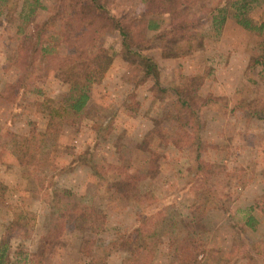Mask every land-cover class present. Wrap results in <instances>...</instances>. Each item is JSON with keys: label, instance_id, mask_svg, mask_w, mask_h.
<instances>
[{"label": "rangeland", "instance_id": "374dc122", "mask_svg": "<svg viewBox=\"0 0 264 264\" xmlns=\"http://www.w3.org/2000/svg\"><path fill=\"white\" fill-rule=\"evenodd\" d=\"M23 1L14 3L21 6ZM193 1L184 16L199 19L205 42L179 57H164L155 47L141 55L127 54L116 30H107L97 45L112 57V64L92 85L90 99L74 123L58 131L53 165L46 170L56 168L52 184L103 215V226L95 235L97 264H122L131 253L123 235L139 225L133 192L126 182L116 186L113 182L116 168L125 175L148 173L152 167L153 184L148 188L155 201L144 206H161L179 219L191 214L200 185L211 193V208L195 218L197 241L191 247L195 260L180 256L165 238L151 264H254L253 258L260 262L264 252V121L252 117L246 107L264 108V86L255 63L262 54L264 30L260 35L246 31L232 18L219 31L213 30L208 9L229 6L228 1ZM4 2L11 5L13 0ZM41 2L44 8L36 10L25 30L33 33L43 27L44 36L55 38L54 30L44 24L54 0ZM145 2L110 0V8L126 23L142 15ZM14 17L5 22L0 13V94L5 83L20 75L9 61L17 43ZM263 17L264 6L253 12L254 20ZM169 23L165 19L161 27ZM149 61L155 64L154 72L144 77ZM36 66L32 83L12 101L0 95V181L6 186L0 196V240L8 236L13 251L22 245L38 264H88L76 235L56 234L48 226L47 176L35 175L38 188L33 192L12 152L14 136L45 130L47 113L37 109L38 102L49 98L54 108L67 90L52 65L37 60ZM185 81L188 87L182 95L201 96L203 102L195 110L196 125H184L191 134L189 141L178 147L169 136L180 123L162 118L175 98L174 88ZM90 161L94 168L88 166ZM201 162L204 166L197 171ZM247 215L254 217V228L244 223ZM18 216L22 219L7 233ZM258 242L260 248L249 247Z\"/></svg>", "mask_w": 264, "mask_h": 264}, {"label": "trees", "instance_id": "16d2710c", "mask_svg": "<svg viewBox=\"0 0 264 264\" xmlns=\"http://www.w3.org/2000/svg\"><path fill=\"white\" fill-rule=\"evenodd\" d=\"M14 1L11 5H6L4 0H0L2 5L0 13L4 16L5 22H13L14 15L16 16L17 43L9 61L11 65L19 68L20 75L15 82L4 84L1 97L12 101L22 89L32 83L37 71V60L52 65L57 77L67 84V90L54 108L49 98L38 102L37 109L47 113L45 130L14 136L12 152L22 168V177L30 183L33 192L38 188L35 175L47 176L45 190L48 191L50 210L48 226L56 234L68 231L76 235L80 239L78 249L87 256L88 264H97V258H93L97 250L94 248V244L97 243L95 235L103 226V215L84 203L77 202L71 191L60 190L54 186L52 181L57 174L54 173L56 168L52 166L51 173L46 170L53 165L58 131L65 125L74 123L90 99L92 85L102 79L112 64V57L97 45V41L107 30L114 29L127 54L138 55L142 50L155 47L164 57H179L189 52L195 44H203L206 36L198 18L191 19L184 16L188 6L194 3L193 0H183L181 4H172V0H144L146 8L142 15L126 23L111 11L110 0H54L44 24L48 29L51 27V30H54L55 38L44 36L43 27L33 33L25 30L24 26L36 10L44 8L41 0H24L21 6ZM227 1L229 6L215 4L208 9L206 14L209 15L211 12V29L219 31L225 21L232 18L242 29L262 34L264 17L254 20L253 12L264 6V0ZM165 19L170 23L162 28ZM255 63L259 65V77L264 86V45L262 54L255 59ZM154 66L151 61L146 64L144 77L153 75ZM196 79L192 78V81ZM155 80H157L156 76ZM187 84L185 81L174 88L175 98L166 108L162 118L169 123L172 120H178L180 123L174 127L169 136L171 142L178 147L189 141L191 134L184 129V125H196L195 110L203 102L201 96L182 95L188 87ZM246 107L252 117L264 121L262 106L251 107V104H246ZM151 162L154 165V162ZM88 166L94 168L95 164L90 161ZM203 166L201 162L196 165V170L199 171ZM97 173L99 175L97 177L101 178L102 172ZM112 175L115 186L123 181L128 184L133 192L132 199L139 208V225L123 235V244L130 248L131 253L122 260V264H151L158 246L165 238L169 246L180 256L185 255L183 257L188 261L195 260V254L191 250L197 241L198 226L195 218L211 208L209 203L212 196L209 188L205 184L200 185V196L192 205L191 214L179 219L161 206H153L150 209L144 206V202L148 204L150 201H155L152 190L148 188L153 184L152 167L148 173L135 172L125 175L116 168ZM145 186L146 188H143ZM5 188L6 186L0 181V196H3ZM142 208L145 210L140 213ZM21 219L20 216L14 217L9 224L12 228L8 227L7 233L11 234ZM244 223L254 228L256 221L253 216L247 215ZM9 244L8 236L0 240V264H38L22 245H17L16 250L13 251ZM249 247L256 250L261 247V242L249 244ZM253 260L254 264H264V252L260 259L261 263L254 258Z\"/></svg>", "mask_w": 264, "mask_h": 264}]
</instances>
